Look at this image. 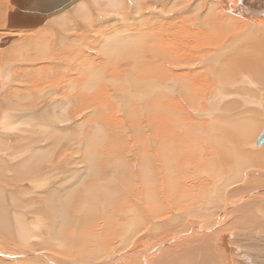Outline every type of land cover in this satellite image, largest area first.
<instances>
[{
	"label": "bare ground",
	"instance_id": "bare-ground-1",
	"mask_svg": "<svg viewBox=\"0 0 264 264\" xmlns=\"http://www.w3.org/2000/svg\"><path fill=\"white\" fill-rule=\"evenodd\" d=\"M161 1L78 0L70 9L53 14L36 28L23 30L0 26V93H3L7 107L16 108L14 111L4 112L0 99V130L6 133L18 128L19 131L20 127H32L30 124L34 122L40 131L36 140H47L48 135L57 130L46 122H54L34 119V110L22 112L17 109L31 110L45 101V97L53 99L57 83H62L60 90L63 94L60 92L57 100H52L54 105L51 111L61 116L62 120L73 118L77 114L83 116L81 112L88 107L98 110L109 105L107 109H113V114L124 111L131 122L130 127L127 124L122 126L126 135L123 131L113 129L111 122L104 123L105 115L101 114L102 117L97 119L96 112L94 118L87 117L93 125L92 131L79 139L80 145H85L83 160L88 164L85 173L75 167L65 175L63 153L59 156L50 154L48 150L42 149L45 144L41 148L28 150L27 156L18 163L17 176L33 175L31 183L34 182L35 188L44 185L42 194L51 198L53 213H56V220L53 221L56 223L55 232L63 233L67 224L83 230L75 233L78 236L77 245L72 248L67 260L62 261L49 252L44 253L46 246L37 247L36 251L31 250V246L48 243L47 239L34 241V238L40 236L30 233L29 226L33 224L32 227L37 229L40 218L25 223L19 215H14L13 225L15 229H19V237H16L17 243L13 246L18 247L4 248L8 244H0V264H19L20 258L24 264H126L130 255L138 257L142 264H149L148 259H154L164 248L174 247L176 250L181 247L177 242L192 239L198 234H204L200 237L201 240L207 239L225 224L222 221L217 225V219L208 222L197 220L196 215H200V212L191 207L203 201L202 196L207 192L215 193V199L219 200L215 214L220 213L219 220H223L226 211L234 206L231 204L234 200H227L230 194L226 192L229 185L227 182L243 181L247 174L243 167L247 153L220 139L216 132L222 131L223 126H226L238 137L247 138L248 141L253 139L252 149L257 148L254 146L264 122L243 120L239 115L234 117L236 121L226 120L224 109L217 110L218 101L216 105L214 102L218 96L225 99L228 95L221 85L223 83L233 86L244 82L245 85L246 79L254 83L251 76L243 72L244 68L250 67L245 65L248 61L264 78V0H166L160 4ZM5 2L6 0H0L1 25L5 21L1 18L7 16L6 10L9 7L8 5L6 10L2 8ZM187 3L188 6L175 12L183 11L181 16L177 19L169 18L171 14L166 12L184 7ZM14 9L15 6L12 5L8 11ZM189 24L198 28H189ZM253 43L256 44L251 45ZM5 46L6 50H11L8 59L4 58ZM207 46L209 48L205 50ZM68 60L72 61V65L69 66ZM192 64L195 67L191 71L187 70L191 69ZM202 65L204 66L196 70V67ZM12 66H16L14 80L11 76ZM65 70L70 72L66 78H61L58 73ZM159 80H163L160 89L164 93L169 94L174 88V96L180 97V106L177 100L163 101L160 95L152 96L150 108L143 112L130 103L124 105V100L121 99L123 94L131 98L138 94L144 98L156 94ZM231 80L234 82H229ZM11 81L19 84L35 83L39 86L38 91L35 93L31 89L29 94V90H17L11 87ZM104 83L109 86L110 92L106 90ZM260 86L259 92L256 90L258 97L255 98L258 103L261 95H264V88ZM5 87H8V91H4ZM137 87H143L144 91ZM114 88L119 91L118 96ZM197 105L200 106V112ZM218 111H222V118L219 116L220 120L215 119L222 123L221 127L218 121L219 124L216 125L213 120L214 112ZM39 114L37 110V116L42 117V112ZM192 115H201V118L196 120ZM6 134L0 133V144L5 142ZM213 135L217 136L214 139L215 145L209 143L208 147L205 146ZM105 138L107 141L103 143L105 145L100 153L97 147ZM30 142L24 140L21 146ZM224 143H227L228 148H224ZM153 144L158 148L156 152L150 153L146 148ZM124 150L130 154L123 152ZM220 155L222 162L231 160L233 165V176L223 183L224 171L223 164L219 161ZM126 167L129 169L127 173H130V179L122 177ZM186 167L193 169L192 174L186 176L188 185L164 174V169L167 170V175H175V172H181ZM117 168L122 184L118 174L116 175ZM226 170L229 168L226 167ZM198 175L205 177L199 178ZM88 177L92 178L87 183L80 184ZM220 182L222 184L219 191L213 192L212 186ZM55 183L63 188L54 190L48 187ZM118 183L120 190L122 187L125 189L126 193L121 194L123 197L118 195L122 191L116 186ZM80 186L82 188L77 191ZM249 190L256 191L246 197L264 193V179L255 183L251 189L244 188L241 192ZM232 194L237 195L238 191ZM190 195L194 196L192 200H189ZM100 197L104 206L98 202ZM173 197L177 205L186 209V212L172 215L166 212L169 214L168 219L150 223L139 238H135L133 234L126 237V232L135 223V219L143 220L146 213L160 212V207L170 204ZM241 211L242 224L251 233V241L258 246L260 253V247L264 250V240L260 238L264 225L257 220L255 213L264 215V201L250 202ZM79 212H83L82 216L87 215L84 216L86 219L83 217L84 221L80 220L83 224L78 226L79 220L76 221V218L73 221L71 216L76 217ZM104 213H111L110 218L108 214L95 235L86 230L93 223L92 217L96 214L103 216ZM117 230L122 232V238L125 239L122 245L117 244L121 246V250L116 251L117 255L104 258V250L115 246L108 235ZM241 234L243 233L237 230V235L240 236L236 241L244 244L245 241L242 240L248 236ZM214 237L224 247V264H233L229 260L232 258L230 255L238 249L228 244L229 233L221 232L214 234ZM49 239L52 237L49 236ZM19 242L27 247L19 245ZM239 251L237 253L240 255L246 252L245 249ZM35 252L37 258L34 260ZM76 257H81L80 261H75ZM237 259L248 264L247 257ZM261 263L264 264L263 261Z\"/></svg>",
	"mask_w": 264,
	"mask_h": 264
},
{
	"label": "rangeland",
	"instance_id": "rangeland-1",
	"mask_svg": "<svg viewBox=\"0 0 264 264\" xmlns=\"http://www.w3.org/2000/svg\"><path fill=\"white\" fill-rule=\"evenodd\" d=\"M164 2H166V0H162L160 2V4H163ZM5 3L6 4H3V7H2L5 10L8 7V5H9V7H12V5H14V4H11L9 0H6ZM188 5H189V3H187L184 7H178V9H174L173 11H169L166 13L171 14L169 16L170 19H172V18L177 19L179 16H181L183 11H181L180 13H175L176 10L185 8ZM71 6L68 7L67 9H70ZM9 7L6 10L7 12H8ZM1 20L6 21L7 17L4 16L3 18H1ZM2 21H1V23H2ZM5 21H4L3 25L0 24V26L2 28H7ZM189 28H198V27H192L189 24ZM19 29H22V28H19ZM255 44L256 43H253L251 45H255ZM9 45H8V47H9ZM6 46L3 47V50H5V52H6V54L4 55V58L8 59L9 57H7V56L11 50L10 51L6 50L7 49ZM208 48L209 47L207 46L204 49L206 50ZM5 52L3 51L2 54H4ZM9 61L13 62L11 60H9ZM67 62L69 64V66L72 65L71 64L72 61L68 60ZM245 65L250 66V67H248L249 69H247V67L244 68L243 72H245L246 74H249L251 76V77L249 76L251 81L254 83L248 82L249 80H247V79L245 80V85H244V82L239 83V84H235L233 86H228L229 84L223 83L221 85L225 87L224 90H226V93L228 92L227 93L228 95H226L225 99H224V97L221 98L218 96V98H221V100L217 98L218 100L216 99V101L214 103L216 105L217 101H218L217 108H216L217 110H221L220 108L224 109L223 113L226 114V116H227L226 120L236 121L235 120L236 118L234 119V117L236 115H239V116H241V118L243 120H248V119L251 120L252 119V121H255V122H259V121L264 122V118L262 117L264 115V95H261L262 97H261L259 103L255 100V98L258 97V92H259V89L261 88L260 85H262V88H264V78L261 75L262 73H260V71H258V72L256 71V69L254 68L251 61H248L247 63H245ZM203 66L204 65L196 67V70H198L200 67H203ZM15 67L12 66V69H11V76L13 77V80H14V78L16 79V74L14 72V71H16ZM190 67H191V69H187V70L191 71L193 69V67H195V65L192 64ZM69 72L70 71L65 70L64 72H60L58 74L61 78L62 77L66 78V76L69 74ZM260 79L262 80L261 82H259ZM162 81L163 80H159V82H158L159 85H157V87H156V94H152L151 96H149L147 98L140 97L139 94L135 98H133V97L131 98V97H128L127 95L123 94L121 99L124 100V105L127 106V104L130 103L131 105H133L134 107H137V109H139L143 112V110L146 111L147 109L150 108L149 107L151 105L150 98L154 95H160L163 101L168 100V101L172 102L174 100H177L179 102V106H180V102H181L180 97L178 98L177 96H174V94H175V93H173V92H175L174 88L172 89V91L168 92L169 94L164 93L160 89V87L162 86V84H160V83ZM229 82L232 83L234 81L231 80ZM31 83L32 82H27L25 84H19V83H16L15 81L9 82L11 87L13 86L17 90H29L28 92L30 94L31 89H32V92L34 90V92L36 93L38 91L37 89L39 86L37 87V85L35 83H32V84ZM249 84L253 85V87H251ZM61 85H62V83L56 84V86H58V87H56L57 91L55 90L56 92L54 94V98H53L54 100H57V98L59 96L58 94L60 92L62 93V90H60V88L62 89ZM105 86H106V90L108 92H110L111 89L109 88V86L107 84H105ZM8 87H5L4 91H6V90L8 91ZM137 88L139 90H141L142 92L144 91L143 87H137ZM9 89H11V88L9 87ZM219 89H220V87H219ZM114 92L117 94V96L119 95V91L116 88H114ZM0 96H1L0 99L2 102V107L4 108V110H3L4 112H6V111L10 112V111H14L13 109H16V108H13V106L7 107L5 105L4 98L2 97L3 93H0ZM49 98L47 99V97H45V101L40 102L38 106L34 107L31 110H26V109H17V110L22 111V112L34 110L33 111L34 115H35L34 119L37 120L38 118H40V120L43 119L46 121L54 122V123L46 122L48 124L53 125L54 128L57 130V131L53 132L52 134L48 135V137L50 139L47 138V140H45V141L36 140L38 137L37 135L39 134L40 131L38 130V126L35 125L36 123L34 124V122L32 124H30V125H32V127H29V126H27L28 128L27 127H20L19 128L20 132L18 131V128L16 130H10L9 132L7 131L6 132L7 134L5 132H3L2 130H0L1 134H6V135H4L6 138L5 142H2V144H0V244L1 245L8 244L4 248H10V246H11V248L18 247V245H16L15 247L13 246L14 243L15 244L17 243V241L15 240L16 237L17 238L19 237V229H15V227L13 225L14 224L13 223L14 215H15V217L20 216L25 221V223H29V222L33 221L34 219L39 220V218H40V220L38 221L39 222V227L37 228L38 231H37V229H34L32 227L33 226V224H32L31 227L29 226L30 231H31L30 233L33 234V236H37V237L40 236L37 239L34 238L33 239L34 241L41 242L42 239L43 240L47 239L48 243H47V245L36 244L34 247L31 246V250L36 251L35 249H37V247L46 246L47 251L42 250L44 253L49 252L55 258L60 259L62 261H66L67 258L69 257V253L71 252L72 248L77 245L76 238L78 236H76L75 233L80 231V230H83V229L80 227H78V228L74 227L73 228V226H70L69 224H67L68 226L65 228L63 233L55 232L56 231V229H55L56 223H54L53 221L56 220V217L54 216L56 213L55 212L53 213V209H52L51 201H50L51 198L50 197L46 198L43 196L42 193H43V190L45 189L44 185H41V187L35 188L34 182L31 183V181H32L31 179H33V177H32L33 175L32 176L29 175L28 177L26 175L25 177L22 176L20 178L17 176L18 163L20 161H22L27 156L28 150H34L35 147L41 148L45 144L42 149L48 150V152L50 154H53L55 156L58 154V156H59V154L63 153V155H64L63 156L64 157L63 169H66L64 172L65 175L68 174V172H70V170L74 169L75 167H77L79 169V171H82V173H85L87 171V168H88V164L85 163L83 160L84 159L83 152L85 151V149H84L85 145L83 143H81V145H80L79 139L83 138V136H85V134L87 132L92 131L93 125L87 117L92 116L94 118L96 115L95 118L99 119L100 117H102V115H105L106 120H104V123H105V121H106V123L111 122L112 128L115 130H118V131H123L122 126L124 124H127L130 127L131 122H130V118L127 115V113L122 111V112H119V113L116 112L113 114L112 108H111L112 111L109 108L107 109V107H110L109 105L105 106L106 108L103 107V108H100L98 110L95 107H88V109H85L81 112L83 116L77 114L73 118H70L67 120H62L60 118L61 116L59 117L57 115V113H54L53 111H51V108H53V105H54V103H53L54 100L49 99ZM253 100L257 103H255ZM220 103H222V104H220ZM174 105H176V104H174ZM261 106L263 109L261 108ZM189 107H191V106L189 105ZM199 107L200 106L197 105L196 108H199ZM192 108H194V107H192ZM43 109H45V110H43ZM37 110H38V114L42 112V115H41L42 117H39L40 114H39V116H37ZM193 110H196V109H193ZM18 111H16V112H18ZM44 111H46L47 114H46V112L44 113ZM160 111H161V109H160ZM198 111L200 112V108ZM96 112L98 115L95 114ZM220 112L222 113V111H220ZM220 112L219 111L214 112L215 115L213 113V115H214L213 120L216 121V123L214 121V124H216V125L220 123L219 122L220 119L218 117L221 116L220 118H222V115ZM146 113L147 112H145V116H146ZM84 115H89V116H84ZM226 116H224V119L226 118ZM191 117L194 119L197 118L196 120H199L201 118V115L200 116H196V115L193 116L192 115ZM215 118L216 119L218 118L219 120H216ZM217 121L219 123H217ZM33 125H35V126H33ZM221 125H222V123H220V127H221ZM147 126H149V124ZM33 128H35V130ZM223 128H222V131L216 132V134L219 135L220 139L229 142L230 144L235 146L236 149L247 153L246 154L247 158H246V160L244 162V166H243V167H245L244 171H247V174L245 175V178L243 181L227 182L226 180L233 176V165H232L231 160H226L225 162H222L221 161V155H220L219 161L223 164L222 166H223V171H224V180L222 181V183L226 181L229 184L226 187V192H230L229 198H227V200L230 202H231V200H234L231 203L234 206L233 207L231 206L230 209L226 211V214H225V217L223 220L222 219L219 220L220 213L215 214V210H216L217 205L219 204V200L215 199L216 198L215 193H208L207 192L204 196H202L203 201H201L198 204H193L192 205L193 207H191V209H198V211L200 212V215H196L197 220L208 222V221L217 219V225L220 224V222H222V221H224L225 224L222 225L220 229L215 231L213 233V235L206 237L207 239L203 238L201 240L200 237L203 236L204 234H198L194 238L192 237V239L191 238L187 239V240L183 239L182 241L177 242L176 244H180V246H181L180 248L177 247L179 250L177 248L175 250L174 247H166L154 259L149 258L147 263L149 262V264H224V262H223L224 258H225L223 256L224 255L223 253L225 252V250H223L224 247H223V245H221V243H219L220 241L215 240V237H214V234L217 235V234H220L221 232L229 233V237L227 239L228 244L230 246L238 249V251H233L232 254L230 255L232 258H230L229 260L233 264H244L241 260L237 259V258H244V257L248 258V264H254V263L255 264H262L261 261L264 262V257L262 256V255H264L263 248L260 247L261 251L259 253L258 246L251 241V238H250L251 233L242 224V221H241V216H242L241 212H243L241 210H242L243 206H245L246 204H248L250 202H263L264 201V193H262L258 196L252 195L250 197H246L251 192H254L256 190H249L247 192H241V190H243L244 188L251 189L255 183L259 182V180L264 179V144L259 146V147L254 146L257 148L252 149L253 146L251 145V142L253 141V139L248 141L247 138L238 137L230 128H227L226 126L225 127L223 126ZM144 129H146V127ZM107 131H108V128H107ZM107 131H106V133H107ZM109 131H111V130H109ZM146 132H147V130H146ZM123 133L126 134L124 131H123ZM15 137L17 139H22L23 141L28 140L29 142L33 139L34 140L31 141L30 144L28 143V145H26V146H24V145L21 146L23 141H18ZM215 138H217V136L213 135L210 139L207 140L208 144H205V146L208 147L209 143L212 145H215L214 144ZM254 138L256 139L257 135ZM64 141H66V142H64ZM105 141H107V138H105L104 141L102 142V144L97 147V150L99 152L103 150L102 148L105 145V144L103 145V143ZM3 144H5V145H3ZM224 144H225L224 148H228L227 143H224ZM57 145H59V146H57ZM113 145L116 146L115 144H113ZM64 146H66L65 147L66 151H65V149H63ZM156 148H158V147L155 144H153L152 147L148 146L146 148V150L151 153L153 151L156 152ZM215 148H216V146H215ZM218 149H221V147L218 146ZM55 150H57V151H55ZM51 151H53V152L55 151V152L51 153ZM251 151H254L256 154L252 153ZM123 152L127 153L125 150ZM100 153H102V152H100ZM127 154L129 155L130 153H127ZM65 158H66V160H65ZM70 158L72 160H70ZM110 158H111V160H113L112 159L113 157L110 156ZM65 162H67V163H65ZM73 162H75V163H73ZM126 162L130 166H132V164L130 162H128V161H126ZM85 165H86V168H85ZM226 167L229 168L228 171L226 170ZM192 170H193L192 167H186L181 172H175V175H173V174L167 175V173H166L167 170L164 169V174H165V176L172 177V178L178 180L179 182L188 185L189 181L186 180V176L192 174ZM128 171H129V169L127 167L123 169L124 174L127 173ZM89 173H91V172H89ZM124 174L122 175V177L129 178L130 173H127L125 175ZM116 175L122 184V177H120V175H119V169L118 168L116 169ZM198 177L203 178L205 176L204 175H198ZM91 178L92 177H88V179L86 178V180L81 181L80 184H84L85 182L87 183L88 180H90ZM195 182H197V179H195ZM95 183L99 184L98 181H95ZM222 183L220 182V183L214 184L212 186V188H213L212 191L218 192ZM58 185H59L58 183H55V184H50L48 187H52V188H54V190H59L60 188H63V186H61V185L58 186ZM116 186H118L119 190H120L119 183L116 184ZM81 188H82V186L78 187L77 191L80 190ZM122 188H123V189H121L122 191L121 190H120L121 192L119 191L120 192V194H118L119 196H121V194H123L122 192H125L124 187H122ZM172 190H173V187L171 188V191ZM235 191H238L237 195L232 194V192H235ZM121 197H123V196H121ZM193 198H194L193 195L189 196V200H192ZM118 199H120V197ZM98 202H99V204H101L103 206L105 205V203H103L101 201V197L99 198ZM47 205H50L51 207L47 206ZM209 207H211L210 210H207V208H209ZM160 209H161V211L157 212V213H154V212L148 213V214L146 213V217L143 220L135 219L134 220L135 223H133L129 227L128 231L126 232V237L133 234V236L135 238L136 237L139 238L140 235L147 230L146 226H148V225L150 226V223H156L157 220H160V219H162V220L168 219L167 217L169 216V214L172 215L173 213L176 214V213L186 212L185 211L186 209L181 208L177 205L176 199L174 197H173V200L170 204H168L164 207H160ZM84 210H85V208L83 209V211ZM166 212H169V214H167ZM49 213L53 214V216H50ZM82 213L83 212H79V214L76 217L71 216L73 221L76 218H77L76 221L79 220L77 222L78 226L83 224V223H81L82 221H84L83 217L84 216L86 217V215H87L86 214V215L82 216ZM104 214L105 215H103V216L100 214H96L94 217H92L93 223L88 228H86V230L92 232V234L95 235L99 230L98 226L104 224L106 216L108 214H109V218H110L111 213H108V214L104 213ZM255 215L257 216V220H260L261 224L264 225V215H260L257 213H255ZM22 216L23 217L25 216L26 218H23ZM211 218H213V219H211ZM48 220H50V221H48ZM80 220H82V221L80 222ZM38 222H36L37 226H38ZM204 223H206V222H204ZM196 225H198V224H196ZM26 228H28L27 225H26ZM150 228H152V227H149V229ZM213 230H215V229H213ZM237 230H239L240 233H243L241 235L248 236V238L242 240V241H245L244 244L236 241V239L239 238V236H240V235H237ZM68 233H69V236H67ZM71 233H73V234L71 235ZM46 236H48V237H46ZM49 236L52 237V239H49ZM71 236H73L72 240H71ZM108 236H109L110 240L114 241L112 244H115V246L112 248H108V250L107 249L104 250V252H105V253H103L104 258H107L109 255H112V254L117 255L118 253L116 251L120 252L119 250H121V246H118L117 244L122 245L124 240H125L122 238V232L118 231V230L113 232V233H110ZM198 238H199V240H198ZM260 238L262 240H264V227H263V230L260 234ZM60 239H62L63 241H60ZM194 240H196V241H194ZM58 243H61L62 245H58ZM18 244L27 247L24 243L19 242ZM119 247H120V249H119ZM241 249H245V251H246L245 254L240 255L239 253H237V252H240L239 250H241ZM16 250H17V248H16ZM195 250H196V252H195ZM33 258H34V260H35V258H37L36 252H35V256H33ZM80 258L81 257H76V258H74V260L80 261ZM151 259H153V260L151 261ZM138 261H140V260H130V261H127L125 263L126 264H129V263L130 264H136V263L140 264V263H138ZM18 263L24 264V262L21 261V258L19 259ZM33 264H37V263L33 262Z\"/></svg>",
	"mask_w": 264,
	"mask_h": 264
},
{
	"label": "water",
	"instance_id": "water-1",
	"mask_svg": "<svg viewBox=\"0 0 264 264\" xmlns=\"http://www.w3.org/2000/svg\"><path fill=\"white\" fill-rule=\"evenodd\" d=\"M15 9L7 12V28H36L47 18L63 9L70 7L78 0H9ZM264 144V128L256 140V146ZM139 260L138 257L129 256L127 261ZM138 263L142 264L141 261Z\"/></svg>",
	"mask_w": 264,
	"mask_h": 264
}]
</instances>
